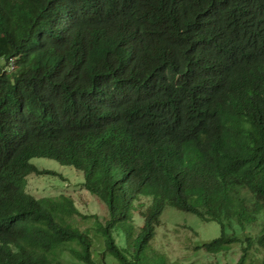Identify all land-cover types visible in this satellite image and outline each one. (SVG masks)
<instances>
[{"label": "trees", "instance_id": "trees-1", "mask_svg": "<svg viewBox=\"0 0 264 264\" xmlns=\"http://www.w3.org/2000/svg\"><path fill=\"white\" fill-rule=\"evenodd\" d=\"M33 159L105 220L30 194L57 175ZM167 208L264 264V0H0V264H182L152 245Z\"/></svg>", "mask_w": 264, "mask_h": 264}, {"label": "rangeland", "instance_id": "rangeland-1", "mask_svg": "<svg viewBox=\"0 0 264 264\" xmlns=\"http://www.w3.org/2000/svg\"><path fill=\"white\" fill-rule=\"evenodd\" d=\"M32 162L41 170H51L57 175H31L27 177V191L36 198L56 197L67 194L72 198L76 206L83 214H97L101 220H105L106 206L91 195L80 185L83 182V174L68 166H61L50 159H33ZM161 225L156 229V235L152 242L153 247L171 260L180 259L182 264H236L240 257V245L236 244L228 252L209 254L205 250L197 251L195 248L203 243L210 242L220 236V225L216 222H203L195 215L180 212L174 208H167L161 218ZM137 226L143 224V219L138 214L135 216ZM237 233L241 230L234 226ZM247 233L257 234L258 229L246 230ZM117 244L124 247L125 237L115 232ZM102 243L97 242L94 251V259L100 263ZM264 255V252H260ZM262 255H259L261 258ZM108 264H117L113 258L108 257ZM64 264H81L72 261L68 256L64 258Z\"/></svg>", "mask_w": 264, "mask_h": 264}]
</instances>
